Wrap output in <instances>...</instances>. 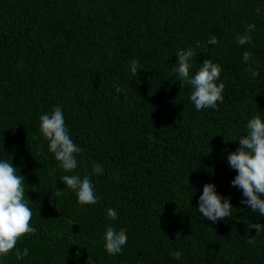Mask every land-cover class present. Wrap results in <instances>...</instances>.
I'll list each match as a JSON object with an SVG mask.
<instances>
[{
  "label": "trees",
  "instance_id": "obj_1",
  "mask_svg": "<svg viewBox=\"0 0 264 264\" xmlns=\"http://www.w3.org/2000/svg\"><path fill=\"white\" fill-rule=\"evenodd\" d=\"M249 24L252 43L238 45ZM189 48L190 75L205 59L222 68L216 109L197 111L172 72ZM56 106L83 149L70 173L40 131ZM255 115L264 120V0H0V161L25 178L36 229L16 246L28 256L13 251L0 264H264V231H246L264 216L241 204L228 162ZM64 175L88 176L101 199L81 205ZM205 184L230 198L228 218L198 211ZM109 226L128 237L115 255L104 247Z\"/></svg>",
  "mask_w": 264,
  "mask_h": 264
},
{
  "label": "clouds",
  "instance_id": "obj_2",
  "mask_svg": "<svg viewBox=\"0 0 264 264\" xmlns=\"http://www.w3.org/2000/svg\"><path fill=\"white\" fill-rule=\"evenodd\" d=\"M259 12V9H257ZM255 25L249 24L246 32L237 37L238 45L251 44L252 37L249 32L255 31ZM209 45H216L218 40L211 36L207 41ZM251 53H243V62L249 63ZM196 56L194 49L180 50L177 52L176 66L172 72L177 75L178 81L183 87L184 83L193 89L190 100L194 103L197 111L202 109L217 108V102H223V90L225 84L217 83L220 79L222 68L211 59H205L194 75H190L193 68V59ZM130 71L137 75L139 68V58L130 61ZM251 72L252 77L259 75V66L253 68L251 64L245 69ZM117 92H122V88L116 86ZM40 131L43 137L49 142V151L54 154L60 167L67 173L73 172L78 166L76 156L83 152L72 140L65 118L60 106H56L51 113L40 116ZM239 148L236 152L228 155V162L232 169L238 174L232 181L233 187L242 190L243 197L241 204L249 206L253 212H259L264 216V120L259 115H255L247 122V135L239 140ZM93 173H103V166L92 164ZM55 175V169L49 173ZM61 182L70 190L76 193L78 202L81 205H95L101 197L97 196L93 184L88 176L81 178L80 175H64ZM198 211L203 218L216 223L219 220L228 218L231 215L233 206L230 198L217 194L214 184H205L203 194L199 197ZM29 199H25V178L19 174L18 169L12 163L0 161V257H6L14 251L17 259L28 256V249L17 248L18 241L25 235L34 234L36 229L31 225L33 211L29 206ZM107 216L115 221L117 212L112 208L106 209ZM255 229L257 235L264 231V225L259 223H247L246 231ZM256 235V236H257ZM187 238V237H186ZM125 229H117L109 226L104 233L105 251L110 255L121 253L123 246L127 243ZM181 239V234H176V240ZM255 237L249 239V243H254ZM174 259L179 260L182 253L177 251L172 253Z\"/></svg>",
  "mask_w": 264,
  "mask_h": 264
}]
</instances>
